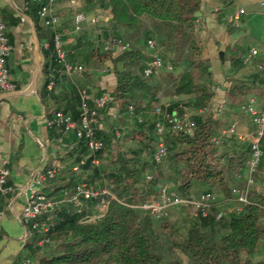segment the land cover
<instances>
[{"label": "trees", "instance_id": "16d2710c", "mask_svg": "<svg viewBox=\"0 0 264 264\" xmlns=\"http://www.w3.org/2000/svg\"><path fill=\"white\" fill-rule=\"evenodd\" d=\"M202 1L110 0L109 35L133 38L142 34L146 41L156 38L160 54L174 69L160 77H147L143 70L149 54L141 48L103 50L102 65L110 59L117 76L112 100L100 112L104 125L97 136L105 146L91 152L84 139L74 136L72 164L59 167L56 177L47 181L55 182L54 192H62L53 197L52 192L41 191L56 205L38 218L48 231L33 230V240L48 237L37 245L42 250L38 264H264V255H260L264 249L261 186H255L250 203L240 212L226 213L220 219L216 217L218 207L208 216L190 215L182 220L171 218L175 208L159 219L139 207L163 184L189 198L208 190L230 195L232 186L239 183L237 172L250 155L247 142L223 132L224 117H214L212 75L197 35ZM143 17L153 20L154 30L144 27ZM46 54L49 56V50ZM193 69L199 70L198 79ZM44 72L43 94H47L49 82L56 84L64 72L57 60L47 63ZM257 76L264 88L262 71ZM165 95L183 96L167 107L181 114L187 109L195 111L196 127L192 134L168 127L164 134L167 156L157 164L153 152L159 136L156 116L150 111ZM61 101H66V113L70 102L76 105L71 116L78 120L80 95L76 88ZM129 105L135 107L134 114H143L141 122L130 114ZM112 107L115 111L110 113ZM204 107L207 109L200 112ZM116 127L122 130L120 137L114 132ZM261 168L264 171V158ZM148 174L153 175L151 180ZM80 183L99 194L82 196L76 205L70 197ZM106 201L109 204L102 212L100 207Z\"/></svg>", "mask_w": 264, "mask_h": 264}, {"label": "crops", "instance_id": "0c3cea01", "mask_svg": "<svg viewBox=\"0 0 264 264\" xmlns=\"http://www.w3.org/2000/svg\"><path fill=\"white\" fill-rule=\"evenodd\" d=\"M40 5L31 3L27 6L26 0H0L1 17L13 45L7 65L17 85L15 90L0 94V166L10 169L9 184L17 188L0 197L3 211L0 217V264H22L25 257H31L34 264H38L41 256L42 250L37 248L39 240H33V230L22 221L27 193L19 188H23L35 172L54 162L62 169L72 164L74 135L69 134L61 143L59 129L49 125L53 112L64 107L66 101L61 98L71 97L75 88L77 91L84 88L93 96L111 95L117 85L112 61L105 59V66L100 61L102 43L109 36L112 18L110 0L60 1L55 6L59 17L56 29L44 25L39 15ZM239 8L245 10L240 25L228 23L227 15ZM79 13H83L85 19L81 29L76 31L75 18ZM142 21L145 28L154 30L151 18L143 17ZM55 31L62 35L68 61L85 66L83 74L69 75L64 71L54 49ZM138 35L124 38L132 48H141L149 54L144 62L146 65L152 54L143 35ZM197 35L212 75L214 114L224 117V128L237 122L239 133L252 131L253 124L243 114L241 105L252 96L257 98L258 106L264 102V88L257 76L260 72L257 65L264 60V0H203L197 12ZM253 47L258 49V54L250 64H245L243 56ZM46 50H49V56ZM54 60L62 65L64 74L56 84L51 80L46 89L48 93L43 94L44 69ZM182 98L165 95L159 102L169 105ZM70 103L67 113L71 115L76 105ZM113 111L115 108H110V113ZM263 178L261 168L257 187L261 186ZM54 184L46 182L39 191L52 192L53 197L59 195L62 191L54 192ZM219 195L225 197L222 193ZM229 204L225 203L226 206Z\"/></svg>", "mask_w": 264, "mask_h": 264}, {"label": "built area", "instance_id": "2783aa9c", "mask_svg": "<svg viewBox=\"0 0 264 264\" xmlns=\"http://www.w3.org/2000/svg\"><path fill=\"white\" fill-rule=\"evenodd\" d=\"M62 0H26L27 6L31 3H40L39 15L43 20L45 26L56 29L59 24V17L55 13V6ZM233 1V0H228ZM245 13L243 8H239L233 13L227 15V22L235 26L240 25L241 15ZM85 19L83 13H79L75 18V30L81 29V22ZM104 51L116 50L119 52L131 49V44L125 38L115 35H109L103 43ZM147 47L151 51L152 58L144 67V75L159 76L163 71H172L174 66L171 62H167L160 54L159 45L156 38L147 40ZM54 49L58 61L63 65L64 71L69 75H81L85 72V66L82 64H72L67 59V51L64 46L62 35L55 31L54 35ZM13 45L10 43L6 32L5 23L2 20L0 13V94L10 92L16 89L17 85L12 80L10 70L7 65V60L11 56ZM258 49L251 48L247 54L243 56V62L250 64L257 56ZM257 68L262 71L264 79V60L257 65ZM104 70V69H103ZM80 95V117L78 120L66 113L62 108H57L53 112V118L49 120L50 126H56L60 131L59 141L62 143L64 138L69 134H73L77 138L84 139L91 152L102 150L105 146L104 141L97 136V130L102 128V121L100 119V111L111 102L112 97L109 93H103L99 96H93L84 88H79ZM131 115L139 122L142 121L143 114H134L135 107L129 105L128 107ZM204 107L200 111H205ZM241 110L244 115L248 116L253 124L252 131L248 133H239L237 130V122L231 123L223 130L225 134L237 135L238 138L245 141L249 145L250 155L246 160L245 166L237 172V179L239 183L232 186L231 199L221 197L214 191L208 190L196 197H184L179 195L171 188L169 184H163L158 190L155 200L146 201L139 205V207L148 210L156 218H164L169 215L172 208L180 209L182 207H189L193 216L201 215L208 216L214 207L220 208L217 212V219L222 218L226 213L240 212L244 205L250 203V195L252 190L257 185V179L261 172V163L264 158V102L261 106L257 104L255 96L250 97L245 103L241 105ZM152 115L156 116L155 130L159 136V141L153 152V159L157 164L164 161L167 156V147L164 140V134L167 128H171L175 132H184L192 134L196 127V121L193 115L188 113H178L177 111H170L167 104L158 102L150 111ZM216 117V112L214 114ZM117 137L122 135V130L116 127L114 130ZM59 172V164L54 162L51 166L43 168L35 172L29 181L20 190L26 191L27 199L22 211L23 223L32 230L42 229L43 232L48 231V226L39 221V217L50 210H52L56 202L46 196V194L39 191L48 180L56 177ZM10 169L3 165L0 166V197L7 193H13L17 188L9 184ZM152 174L147 175V179L151 180ZM261 190L264 193V179L261 184ZM104 193H109L107 190ZM99 191L94 190L93 187L87 183H80L76 186L75 192L71 195L70 200L76 204H80L81 197L89 198L93 195H98ZM115 198L114 196H111ZM234 202L233 207L222 210L221 207L227 202ZM109 201H106L100 207L102 212L106 211ZM3 211L0 207V217ZM264 223V219H263ZM48 241L46 235L41 238L37 244L41 245ZM22 264H34L31 257H25Z\"/></svg>", "mask_w": 264, "mask_h": 264}, {"label": "rangeland", "instance_id": "374dc122", "mask_svg": "<svg viewBox=\"0 0 264 264\" xmlns=\"http://www.w3.org/2000/svg\"><path fill=\"white\" fill-rule=\"evenodd\" d=\"M193 73H194V76H195V78L196 79H198V77H199V70H197V69H193ZM194 112L195 111H192V110H190V109H187V110H185V113H188V114H191V115H194ZM227 127H225L224 129H226ZM223 129V130H224ZM258 180H260V179H257V184H258ZM160 188V187H159ZM203 189H205V188H203ZM159 190V189H158ZM213 190H215V189H213ZM215 193H217V191H215ZM157 194H158V192H157ZM157 194L153 197H151L150 199H148V200H146V201H153V200H155L156 199V197H157ZM218 194V193H217ZM226 199L228 198V199H231V195H229V194H227L226 196ZM145 201V202H146ZM145 202H143V203H145ZM234 206V202H232V201H230V204L228 205V206H226V205H223L222 207H221V209L222 210H226L227 208H229V207H233ZM173 212V213H172ZM171 213H172V219L173 220H175L176 218L177 219H180V220H182V219H184V218H186V217H190V215H192V212H191V209L189 208V207H182V208H180L179 210H172L171 211ZM260 255L262 256V255H264V249L261 251V253H260Z\"/></svg>", "mask_w": 264, "mask_h": 264}]
</instances>
